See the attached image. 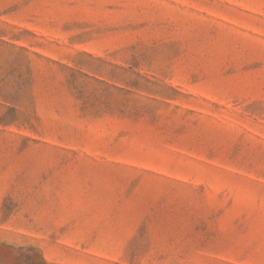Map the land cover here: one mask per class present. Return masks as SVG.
I'll return each instance as SVG.
<instances>
[{
  "label": "rangeland",
  "instance_id": "374dc122",
  "mask_svg": "<svg viewBox=\"0 0 264 264\" xmlns=\"http://www.w3.org/2000/svg\"><path fill=\"white\" fill-rule=\"evenodd\" d=\"M0 264H264V0H0Z\"/></svg>",
  "mask_w": 264,
  "mask_h": 264
}]
</instances>
